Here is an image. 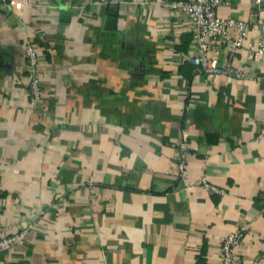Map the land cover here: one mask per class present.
<instances>
[{
	"label": "crops",
	"instance_id": "obj_1",
	"mask_svg": "<svg viewBox=\"0 0 264 264\" xmlns=\"http://www.w3.org/2000/svg\"><path fill=\"white\" fill-rule=\"evenodd\" d=\"M165 1H0V236L26 229L0 264H220L240 225L237 264H264V54L219 46L212 61L246 74L197 70L188 19ZM255 8L216 11L264 41Z\"/></svg>",
	"mask_w": 264,
	"mask_h": 264
},
{
	"label": "built area",
	"instance_id": "obj_2",
	"mask_svg": "<svg viewBox=\"0 0 264 264\" xmlns=\"http://www.w3.org/2000/svg\"><path fill=\"white\" fill-rule=\"evenodd\" d=\"M252 1L256 8L251 10V15H255L263 0ZM221 2L222 0H166L164 4L171 10L181 11L188 19L185 27L189 33L190 46L185 58L192 67L197 70L223 72L241 77L246 74L244 69L233 67L229 63L218 65L210 58V52H216L219 46H223L230 57L237 48L244 45L251 51L253 58H258L264 54V41L261 39H255L254 41L247 39L249 26L245 19L220 15L216 11V7ZM23 50L25 65L29 73L30 102L33 104L39 100L42 94L39 79L36 75V52L33 46L27 42L24 44ZM189 154L190 151L183 133L182 138L176 144V165L178 177L184 180L186 179L185 160ZM197 182L209 192H222L221 188L209 183L204 177L197 180ZM261 211L264 213V198L262 199ZM244 230V225H240L221 237L220 264H237L234 248L240 242ZM25 231L24 228L16 233L0 236V250L21 242Z\"/></svg>",
	"mask_w": 264,
	"mask_h": 264
},
{
	"label": "water",
	"instance_id": "obj_3",
	"mask_svg": "<svg viewBox=\"0 0 264 264\" xmlns=\"http://www.w3.org/2000/svg\"><path fill=\"white\" fill-rule=\"evenodd\" d=\"M262 2H264V0Z\"/></svg>",
	"mask_w": 264,
	"mask_h": 264
}]
</instances>
